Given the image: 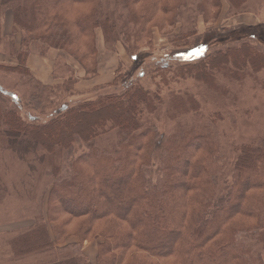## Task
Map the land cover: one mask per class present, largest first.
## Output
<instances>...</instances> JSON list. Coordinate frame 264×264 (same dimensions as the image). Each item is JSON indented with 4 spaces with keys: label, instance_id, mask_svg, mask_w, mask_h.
I'll use <instances>...</instances> for the list:
<instances>
[{
    "label": "trees",
    "instance_id": "trees-1",
    "mask_svg": "<svg viewBox=\"0 0 264 264\" xmlns=\"http://www.w3.org/2000/svg\"><path fill=\"white\" fill-rule=\"evenodd\" d=\"M247 4L0 0V49L12 60L0 71L27 80L20 95L0 83V103L6 102L0 106V212L33 217L32 224L0 233V258H7L0 264H264V133L227 140L220 126L225 114L207 111L185 85L190 80L231 105L237 103L231 87L252 83L264 90L261 37L219 40L213 29L224 10L228 17L243 15ZM201 20L209 30L199 34ZM153 27L168 35L171 51L138 71ZM262 27L261 19L250 29ZM98 35L105 51L117 43L134 51L138 72L117 69L93 87L90 101L42 125L24 123L22 110L33 106L63 109L51 103L52 81L61 80L64 92L80 79L59 60L51 83L49 76L37 79L29 57L57 51L83 77H95L102 69ZM192 51L193 60L180 61ZM58 67L66 77H55ZM83 148L88 152L78 154ZM91 241L93 257L83 248Z\"/></svg>",
    "mask_w": 264,
    "mask_h": 264
},
{
    "label": "rangeland",
    "instance_id": "rangeland-1",
    "mask_svg": "<svg viewBox=\"0 0 264 264\" xmlns=\"http://www.w3.org/2000/svg\"><path fill=\"white\" fill-rule=\"evenodd\" d=\"M254 1L258 2L259 4L258 6H260L259 8L256 7L255 5L256 3L255 4L253 3ZM169 5L172 6V1H169ZM86 9L89 10V7H86ZM209 10L213 12L214 9H209ZM245 12L246 14L243 15H235V16L230 15L228 17L227 11L226 12L225 10L223 11L219 19L216 22H214L215 24L213 25V29H215L216 32L221 34L218 35L219 40L223 39L224 36L232 38L235 36V34H237L236 38H239L241 36L244 38H248L250 35H255V36H260L261 42L264 43V27L260 29L256 28L257 30L250 29L253 28L254 25L258 24L261 19L262 21H264V0H248V4L245 7ZM72 14L75 15L77 14V12L73 11ZM149 25L150 24H147L148 28ZM197 25H198L199 34L205 33L209 30V28L202 22V20ZM10 29L11 26L9 25L7 27V31H9ZM178 30H179V26L177 27V29H175V32H178ZM151 32H152L151 47L147 49H142L140 51L144 55V56L141 55V63H140L141 68L139 67L140 69L137 68V65L135 66L133 64V61L131 60L130 56L131 54H134V51L129 52L122 43H117L115 45L114 51L111 52L105 51L103 49V43L100 35H98V42H99L98 55L102 69L100 68L101 71L95 77L94 74H88L86 77H83V71L81 67L77 63H75L72 58L60 52L50 50L48 54L43 57L36 54H32L31 56L36 60L35 68L37 69L36 71L37 74H34V72L32 71L31 72L35 78L38 79L39 77L41 80L46 79L52 72H54L55 62L59 60L61 63H64L70 66L71 68H73L76 73V76L78 77V79L79 78L80 79L78 81L79 86H77L76 89L70 88L68 91H64V92H61V89L58 88L62 83L61 80H58L56 82L52 81L54 84L57 85V87H55L57 89H53V91L50 92L53 93L52 96L54 97L53 99H50L52 100L51 103L53 104V102L57 100L56 102L59 101V103L63 104V109L57 108L56 110L54 109L55 108L54 105H44L47 104V102H44L43 104L44 106L42 105L45 108L44 110H40V106H36V107L33 106L31 107L30 111H28L27 109L22 110L21 117L24 119V123L39 126L40 124L42 125L44 121L50 120L52 116L56 115L58 111L64 112L68 108L75 107L86 101H90L91 98L96 94L93 93L94 92L93 87L109 82L112 78L111 77L112 73L117 69H120L122 73L126 72V70L131 72L134 71V75H135L138 71L142 69L144 65L154 63L155 61L158 62L163 58L166 59L171 51V45L167 40L168 35L160 33L159 28H154V27L151 30ZM213 33L214 32H212V34ZM212 36L213 38H215L217 34H214ZM207 39H209V37ZM205 40L206 38L202 41L203 45H206L207 43V42L204 43ZM254 40L258 42L256 39ZM70 49H67L68 52H70L69 51ZM193 53H194L193 51L181 53L179 55L180 61L187 62L193 60ZM11 62L12 60L9 59L5 50L0 49V64H10ZM110 64L113 66V68H110ZM60 68L58 67L56 69L55 77L56 78L57 77L59 78V76L66 77L67 75L64 72L65 69L61 68L60 70ZM47 81H50L51 83L50 76L48 77ZM140 81L144 83L146 82L148 84V80L146 77L140 78ZM25 82H27V80L21 79L19 75L0 71V83L4 87L8 88L9 89V90L7 89L8 91H13L20 95L21 94L20 91L24 90L23 84H25ZM95 83H100V84H95ZM185 85L199 100H201L204 103V106L207 111L219 110L220 112L222 111L225 114L224 121L220 126L223 131L222 135L227 140L234 139L237 140V142L239 143L246 142L245 140L247 141L248 139L252 140L264 133V90H262L260 87H256L255 85H252V83H246L242 87H231L232 91L237 95V103L235 105H231L229 102L218 99L215 95L211 94L206 89H204V87L203 88L201 86L199 87L198 84L193 83L190 80L186 81ZM2 101L3 102L0 103V106L4 107L6 102L4 100ZM9 107H11V105ZM34 108H36L37 111H34L35 110ZM163 123H165V121L161 122L160 127L162 128L165 126L163 125ZM84 152H88V150L86 148H83L82 150H79L77 153L81 154ZM1 160L3 161V158ZM85 161L86 159L82 160V162ZM7 193H8L7 200L9 201L13 200L14 198L13 193L10 191H8ZM36 203L34 202L33 206H35ZM9 204L17 205L21 209V211L24 209V206L22 205L16 203H9ZM42 207L44 208L43 203H42ZM16 210H12L13 212H11L7 208L4 214L0 212V233L11 229L22 228L29 223L32 224L33 219L29 218L32 217L31 213L15 215L17 214ZM3 215L5 216L1 218V216ZM19 216H23L22 221L17 220ZM0 237L3 238L2 235H0ZM5 237L6 235L4 236V238ZM71 241H74V238L70 237L67 239V242H71ZM83 248L86 254H88L90 257H93L96 251V241L84 242ZM1 260L4 263L7 260V258L2 257L0 258V261Z\"/></svg>",
    "mask_w": 264,
    "mask_h": 264
},
{
    "label": "crops",
    "instance_id": "crops-1",
    "mask_svg": "<svg viewBox=\"0 0 264 264\" xmlns=\"http://www.w3.org/2000/svg\"><path fill=\"white\" fill-rule=\"evenodd\" d=\"M4 31L6 32L7 31V28L4 27ZM32 56L29 57V60H28V67L30 68V70L32 72H34V74H37V69L35 68V63H36V60L34 59ZM39 78V77H38ZM40 79V78H39ZM42 81H44V79H42ZM103 83V82H102ZM95 84H100V83H95Z\"/></svg>",
    "mask_w": 264,
    "mask_h": 264
}]
</instances>
